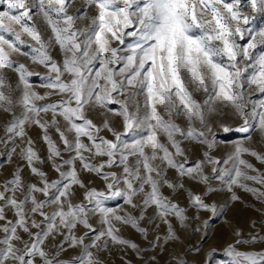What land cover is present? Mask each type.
<instances>
[{
	"label": "snow or ice",
	"instance_id": "snow-or-ice-1",
	"mask_svg": "<svg viewBox=\"0 0 264 264\" xmlns=\"http://www.w3.org/2000/svg\"><path fill=\"white\" fill-rule=\"evenodd\" d=\"M255 13L264 14V0H0V264H105L116 246L139 255L121 232L131 226L147 238L141 222L166 226L153 247L179 240L189 216L171 194L215 213L206 202L213 180L231 201L238 188L264 202V173L245 158L264 164V149L253 147L264 141V50L255 54L264 28L249 27ZM126 36L138 37L127 53ZM229 113L241 121L235 129ZM218 130L243 134L227 155H216ZM243 242L227 245L232 264H264V253L235 250Z\"/></svg>",
	"mask_w": 264,
	"mask_h": 264
},
{
	"label": "rangeland",
	"instance_id": "rangeland-1",
	"mask_svg": "<svg viewBox=\"0 0 264 264\" xmlns=\"http://www.w3.org/2000/svg\"><path fill=\"white\" fill-rule=\"evenodd\" d=\"M79 2L80 0H77V7L79 6ZM252 15L254 19L251 21L249 27L253 30L264 28V14L255 13ZM38 23L41 31L44 33V38L47 39L51 34L50 31L45 29L42 21H38ZM78 26L84 25L78 24ZM17 30H19L18 26ZM131 30L132 29H129V31ZM22 38L28 40L30 43H34L26 34L23 35ZM124 39L125 44L121 47L124 52L127 53L130 47L137 42L138 37L126 36ZM246 42L245 40L242 43ZM113 46H116L115 42H113ZM261 50H264V48H258L255 54L258 55ZM53 55L55 56L56 52H53ZM13 58L17 59L18 62L25 63L30 70L39 71L41 73L45 72V69L37 64H33L23 56H14ZM57 58L59 59L58 56ZM243 66L242 64L241 67ZM96 67H98V65ZM251 71L252 69H248L245 75H250ZM9 77L12 82H15L16 75L14 73L9 72ZM31 80L35 85L41 83L40 77L38 76L31 77ZM101 83H103V81H101ZM37 90L41 93L45 91L43 88H38ZM251 92L253 100L259 98L255 92V86H253ZM195 95L199 99L203 93H196ZM52 99H56V97ZM225 119L233 129L238 127L241 123V121L233 118L230 113ZM29 135L37 141V147L41 155H45L46 148L42 141L39 140L40 129L36 127L31 128L29 130ZM108 135L110 136V134ZM242 135L243 134L234 130L229 133L218 130L217 142L220 146L216 155H227L232 144L238 142ZM53 138H57L55 134ZM254 138L258 140L257 137L254 136ZM253 147L264 149V141L258 140ZM245 158L248 159L254 167L258 168L261 173H264V164H261L254 157L245 156ZM5 167H7L5 160L3 157H0V177L7 174L4 171ZM51 175L55 178L56 173L53 172ZM96 183L98 186L102 187V181L97 180ZM248 183L250 186L260 187V185H256L251 181ZM212 186L215 190L207 193L206 202L210 204L214 203L217 209L215 213L211 211H197L190 207L188 205L187 196L183 192L171 194L172 200L178 203L182 208H185L189 216V221L185 227L179 228V240L169 241L171 244L169 252L165 250L168 242L166 244L162 242L158 247L151 246L156 235H160L161 241H163L166 226L161 224L160 228L156 229L154 224L145 225L144 222H141V226H147L150 229L147 238H145L144 234L137 232L131 226H124L121 232L124 238L134 241L139 246L140 254L137 255L133 250L125 249L123 246H117L121 248V251L118 253L119 255L114 264L118 262H120V264L121 262L123 264H128V261H131V264H176L175 258L177 256L186 261V264H232V258L225 254V249L229 243H235V240L239 238H242L244 242L235 245L236 251L242 253H264V215H262L260 211L264 208V202L257 200L252 193L242 191L238 188L235 189V191L240 199L238 201H231V193H229L220 182L213 180ZM194 190L205 191L206 186L201 185L199 189ZM165 194L168 195L170 193L168 190H165ZM122 203L123 201L120 199L109 200L106 201V206L116 208ZM149 214L154 215L152 209H149ZM253 221L256 224L254 229L251 227V222ZM157 223H159V221H157ZM173 223H176L174 219ZM237 227L242 230V237L238 238L233 234V229ZM253 236L257 237L255 241L252 240ZM120 257H122V259ZM153 257L156 258L155 262L152 260ZM103 259L105 264H112L108 262L106 255ZM122 260L125 261L123 262Z\"/></svg>",
	"mask_w": 264,
	"mask_h": 264
},
{
	"label": "bare ground",
	"instance_id": "bare-ground-1",
	"mask_svg": "<svg viewBox=\"0 0 264 264\" xmlns=\"http://www.w3.org/2000/svg\"><path fill=\"white\" fill-rule=\"evenodd\" d=\"M170 248H171V244L168 242L167 245H166V251L169 252L170 251ZM174 250V249H173ZM121 251V248L120 247H113L110 252L104 254V256L106 255L107 256V260L109 263H112L114 264L116 262V258L118 257V253ZM172 251V250H171ZM169 254V253H168ZM173 255V254H172ZM122 259V257H120ZM171 258V257H170ZM123 261V260H122ZM125 261V260H124ZM123 261V262H124ZM120 264V262H118ZM117 263V264H118ZM121 264H123L121 262Z\"/></svg>",
	"mask_w": 264,
	"mask_h": 264
}]
</instances>
